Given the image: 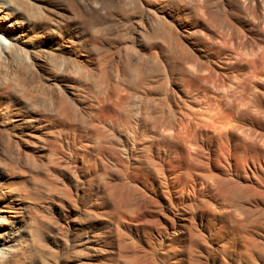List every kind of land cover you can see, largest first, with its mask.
<instances>
[{"label":"bare ground","instance_id":"obj_1","mask_svg":"<svg viewBox=\"0 0 264 264\" xmlns=\"http://www.w3.org/2000/svg\"><path fill=\"white\" fill-rule=\"evenodd\" d=\"M232 1L0 0V264L264 252L263 142L245 132L264 46Z\"/></svg>","mask_w":264,"mask_h":264},{"label":"rangeland","instance_id":"obj_2","mask_svg":"<svg viewBox=\"0 0 264 264\" xmlns=\"http://www.w3.org/2000/svg\"><path fill=\"white\" fill-rule=\"evenodd\" d=\"M232 1V0H231ZM234 1V2H233ZM231 3L232 4H234V13H235V15H237V17H243V13L242 12H244L243 10H244V7H243V5H245V7L247 6H249V8H248V16H247V18H249L248 19V21H249V28H251V34L252 35H254V38H255V42L259 45H263L264 46V11L263 10H259V9H256V7H254L253 5H252V3H250V4H248V3H246V4H248V5H246V4H242L243 2H245L244 0H233ZM240 4H241V6H240ZM243 7V8H242ZM253 7V8H252ZM239 8V9H238ZM242 8V9H241ZM241 9V10H240ZM256 9V10H255ZM249 11H250V13H249ZM254 11V12H253ZM257 12V13H256ZM253 13H255V15L253 14ZM255 16V17H254ZM259 17L261 18V19H259ZM255 18H256V20H255ZM251 21V22H250ZM253 21H257L256 23L255 22H253ZM255 23V24H254ZM252 24V25H251ZM259 31H260V33H259ZM263 31V32H262ZM262 33V34H261ZM259 38V39H258ZM260 40V41H259ZM218 63V62H217ZM260 115H262V119L264 120V118H263V114H260ZM256 116H258V115H256ZM255 118H257L256 120L257 121H259V120H261V122H260V124H262V126H261V128H259V130H258V128L256 129V127H260V124H259V126H251V125H246L245 127H246V129H245V132L247 131V129H248V131H247V135H250V133H248L249 131H251V134H252V132H253V134H254V131H252V130H254L255 129V134H257V135H259V137H260V135H261V137H262V135H264V131H263V129H264V126H263V120L261 119V116H259V118L258 117H255ZM249 126V127H248ZM263 128V129H262ZM257 131H260V133L258 132L257 133ZM261 132H263L262 134H261ZM246 135V136H247ZM257 135H254V137H256V139L258 138L260 141H255L254 142V140L253 141H251V143H257V145L259 144V143H261V142H263V144H260V145H258V146H261V145H263V147H262V149H263V151H262V154H264V141L261 139V138H259ZM252 138H253V135H250ZM248 139H249V142H250V140H252L251 138H249V136L247 137ZM263 139H264V136H263ZM248 141V140H247ZM250 143V144H251ZM260 147V148H261ZM261 149V150H262ZM262 158H264V155H262ZM262 167L261 168H263L262 170H264V165H261ZM264 172V171H263ZM264 175V174H263ZM262 175V177H263V181L262 182H264V176ZM258 178V177H257ZM260 181H261V179H260ZM261 184H264V183H261ZM263 187H264V185H263ZM249 193H252V192H249ZM263 209H264V205H263ZM71 218L72 219H74V217H72L71 216ZM79 232V233H78ZM75 233H78V234H80V233H82V232H80V231H78L76 228H75V226L73 225V224H71V226H69V229H68V234H75ZM69 244V243H68ZM53 248L54 249H56V252H58V253H60L61 251H63V249H65V245H64V242H63V239L61 238V236H55V243H54V245H53ZM55 251V250H54ZM255 254L256 253H253V257L255 256ZM257 255H259V256H257ZM257 255L255 256V258L257 259V260H255V258H253L254 259V263H253V259H251V260H247V264H264V262H263V257H264V252L263 253H257ZM263 255V256H262ZM259 258H262V259H259ZM250 261V262H249ZM258 261V262H257Z\"/></svg>","mask_w":264,"mask_h":264}]
</instances>
